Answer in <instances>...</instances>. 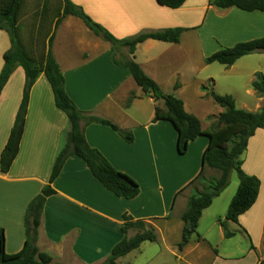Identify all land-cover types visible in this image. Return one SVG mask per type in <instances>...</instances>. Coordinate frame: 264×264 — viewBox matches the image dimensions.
I'll use <instances>...</instances> for the list:
<instances>
[{
  "label": "crops",
  "instance_id": "crops-1",
  "mask_svg": "<svg viewBox=\"0 0 264 264\" xmlns=\"http://www.w3.org/2000/svg\"><path fill=\"white\" fill-rule=\"evenodd\" d=\"M70 1L120 40L171 28L186 31L179 43L149 39L137 46L134 55L129 52L126 55L113 50L109 42L96 36L81 19L67 16L62 20L53 53L64 75L67 94L85 114L107 119L134 137L128 143L109 126L82 122L87 143L99 150L114 168L137 182L140 194L133 200L115 196L93 176L81 158L71 156L53 184L56 194L45 202L37 247L52 257L51 264H104L124 238L121 225L123 216L128 215L151 224L162 252L177 259L178 264H203L201 246H210L204 236L195 235L183 251L178 250V244L184 228L182 215L191 195L188 185L201 171L208 138L199 137L189 144L186 154L180 155L177 131L172 123L153 121L156 107L164 108V102L143 92L131 73L116 60L133 59L165 94L181 99L185 110L196 116L197 110L187 105L189 99L184 90L189 78L207 66L202 27L198 28L205 23L206 12L214 11L217 20L228 24L227 35L218 37L222 45L210 53L263 38L264 12L222 10L211 5L213 0H187L179 9L161 6L156 0ZM193 47L202 54L199 66H191L188 60ZM10 48L9 35L0 30V73L3 56ZM248 56L227 68L232 70ZM24 84V69L18 67L0 96V157L22 101ZM132 94L135 97L129 102ZM197 97L202 101L205 93L199 92ZM202 129L208 130L204 125ZM69 131V119L57 108L51 85L42 74L31 90L18 155L7 173L0 169V237L3 233L6 254H17L23 249L27 240V209L48 185L55 158ZM245 153L244 172L258 176L262 184L255 205L240 216L238 224L247 226L258 219L264 234V129H258L250 138ZM177 168L182 172L180 175H175ZM179 200L184 211L176 215V223L172 217ZM137 233L131 229L127 237ZM218 233L220 240L226 239L221 224ZM144 244L119 258L117 263L130 264L123 262L124 259L140 252ZM210 256V264L232 259L219 250Z\"/></svg>",
  "mask_w": 264,
  "mask_h": 264
},
{
  "label": "trees",
  "instance_id": "trees-1",
  "mask_svg": "<svg viewBox=\"0 0 264 264\" xmlns=\"http://www.w3.org/2000/svg\"><path fill=\"white\" fill-rule=\"evenodd\" d=\"M159 5L179 9L187 0H156ZM25 0H0V30L7 32L11 48L4 54V66L0 73V96L9 78L18 67L25 72L23 97L19 106L14 125L8 141L0 157V169L7 173L16 159L24 132L26 115L31 90L40 75H45L53 90L55 104L64 112L70 123V131L63 139L61 148L55 158L49 183L42 193L29 205L26 213L27 240L23 249L13 255L6 254L4 235L0 237V264H51L52 257L41 252L37 247L38 229L41 224L42 212L47 198L56 194L53 184L60 176L65 162L71 156L81 158L90 169L93 176L119 198L133 200L140 194V186L125 173L114 168L108 160L95 148L87 143L81 123L102 124L117 132L126 142L134 141L133 134L122 130L113 122L93 115H87L77 108L65 89V78L53 53V43L56 31L62 20L67 16L81 19L85 25L98 37L109 42L113 50L127 48L134 55L137 46L149 39L179 43L186 29L171 28L157 33H143L128 39H117L106 28L95 22L85 11L74 5L70 0H61L53 5L50 0H43L30 17V22L22 24ZM211 5L218 9L237 8L244 12H264V0H213ZM264 53V37L241 42L233 47L222 48L205 59L207 65L219 63L226 67L233 66L239 59L254 54ZM117 64L126 68L137 85L150 94L155 100H162L164 108L156 107L154 122L166 120L172 123L177 131V152L186 154L188 146L201 136L208 138V146L202 156L200 173L188 186L199 184L201 191L193 188L188 198L187 209L182 215L184 223L182 240L178 250L183 251L197 234L199 221L203 211L209 208L214 198L221 195L229 185L231 173L236 171L240 184L233 197L227 221L239 223V218L247 213L256 203L260 192V180L246 174L243 170V159L248 143L258 129H264V106L257 112H249L237 108L231 95H219L209 87L202 86L213 101L224 109L219 114L217 126L203 130L201 121L185 110L184 102L172 94H165L160 86L150 78L142 68L131 58ZM179 85H176L178 88ZM252 88L260 97H264V76L256 74ZM135 97L131 95L129 102ZM213 169L219 172L217 178L205 177V170ZM225 230V237L231 238L234 233L227 230V223L219 221ZM136 229L138 233L128 238L129 230ZM121 232L124 238L112 249L104 264H118L117 260L139 249L145 242L158 240L155 229L144 220H134L131 216H123ZM200 239V237H199ZM254 249V246L251 247ZM264 264V260H259Z\"/></svg>",
  "mask_w": 264,
  "mask_h": 264
},
{
  "label": "rangeland",
  "instance_id": "rangeland-1",
  "mask_svg": "<svg viewBox=\"0 0 264 264\" xmlns=\"http://www.w3.org/2000/svg\"><path fill=\"white\" fill-rule=\"evenodd\" d=\"M42 1L43 0H25L22 13V24L30 22L31 15ZM50 1L55 5L60 4L61 0ZM206 15L205 23L198 25V28L202 27L200 34L203 36L204 40V53L209 57L222 49L210 53L213 48L215 50V48L218 49L222 45L223 42L219 40L218 37L224 36L225 34L227 35L228 24L217 20L214 11L206 12ZM119 51L126 55L128 53L127 48H121ZM188 60L191 66H199V62L202 63V54L193 47ZM229 69L230 68L219 63L207 65L205 70L200 71L198 74L192 76L190 74L189 84L184 90L185 95L189 99L187 105L197 110V118L201 120L202 125L208 130L217 126L218 116L224 109L209 98L206 92L201 90L202 86L209 87L210 90H213L219 95H231L235 99L237 108H241L242 110H251L250 112H253L264 105V100L259 99L260 96L255 94L256 92L251 85L252 81L256 79L257 73H261L264 76V54H252L238 62L232 70ZM199 92L205 93V97L202 101L197 97V93ZM245 158L246 153L242 156L243 161ZM177 173L180 175L182 172L177 168L175 175ZM219 176L220 174L218 171L207 168L205 177L217 178ZM255 177H257L261 183V179L258 176ZM181 179H183V177H180V180ZM239 184V175L236 171H233L226 190L222 192L220 196L214 198L211 206L203 211L196 234V236H204L203 238L210 243V246L208 244L201 246L203 264H210V254L218 250L223 256H230L232 259L227 261L222 260L217 264H259V260H264V234L261 233L258 226V219H254L253 223H247L249 227L241 223L238 224L227 221L226 219L230 203L238 190ZM193 187L201 191V186L199 184H195ZM193 187H189L191 193L193 192L192 190H194L192 189ZM180 203L179 200L175 206L172 217L176 223H178L176 215L178 216L184 211ZM217 220L226 222L227 230L234 233V236L220 240L218 233L220 222ZM149 225L152 226L151 224ZM252 246H254V249L251 248ZM134 253L136 254L130 255L122 261L130 264H178L177 259L171 258L164 251L162 252L160 244L157 242H145L142 246V250ZM134 256L136 257L134 258Z\"/></svg>",
  "mask_w": 264,
  "mask_h": 264
}]
</instances>
